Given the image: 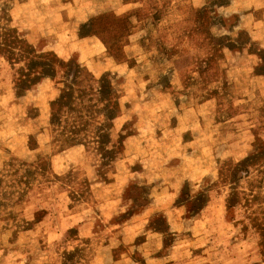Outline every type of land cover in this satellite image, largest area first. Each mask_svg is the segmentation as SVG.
Masks as SVG:
<instances>
[{
	"label": "rangeland",
	"instance_id": "1",
	"mask_svg": "<svg viewBox=\"0 0 264 264\" xmlns=\"http://www.w3.org/2000/svg\"><path fill=\"white\" fill-rule=\"evenodd\" d=\"M1 27L116 116L98 147L60 70L17 93L0 54V264H264V0H0Z\"/></svg>",
	"mask_w": 264,
	"mask_h": 264
},
{
	"label": "trees",
	"instance_id": "2",
	"mask_svg": "<svg viewBox=\"0 0 264 264\" xmlns=\"http://www.w3.org/2000/svg\"><path fill=\"white\" fill-rule=\"evenodd\" d=\"M12 32L11 29L0 28V54L5 56L15 71L17 93L28 89L43 77L55 78L60 70L59 82L62 86L56 101L63 103L75 114L70 130L79 133L81 129L93 126L95 130L91 135L92 142L98 147L103 146L106 125L116 116V110L109 101L112 86L107 76H101L96 86L92 87L88 82V75L78 64L61 61L54 53H36L25 40ZM52 114L55 116L56 113ZM260 155L262 152L250 155L240 165H249L251 160L259 158ZM237 197V192L230 194L227 200L228 207L234 205ZM255 228L260 239L264 262V223L257 224Z\"/></svg>",
	"mask_w": 264,
	"mask_h": 264
}]
</instances>
